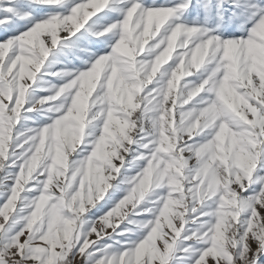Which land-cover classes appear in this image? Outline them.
Masks as SVG:
<instances>
[{"label":"snow or ice","instance_id":"obj_1","mask_svg":"<svg viewBox=\"0 0 264 264\" xmlns=\"http://www.w3.org/2000/svg\"><path fill=\"white\" fill-rule=\"evenodd\" d=\"M0 264H264V0H0Z\"/></svg>","mask_w":264,"mask_h":264}]
</instances>
